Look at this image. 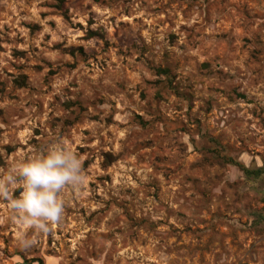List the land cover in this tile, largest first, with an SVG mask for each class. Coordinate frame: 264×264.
I'll use <instances>...</instances> for the list:
<instances>
[{
	"label": "rangeland",
	"instance_id": "1",
	"mask_svg": "<svg viewBox=\"0 0 264 264\" xmlns=\"http://www.w3.org/2000/svg\"><path fill=\"white\" fill-rule=\"evenodd\" d=\"M53 141L85 184L0 199V264H264V0H0V173Z\"/></svg>",
	"mask_w": 264,
	"mask_h": 264
},
{
	"label": "clouds",
	"instance_id": "2",
	"mask_svg": "<svg viewBox=\"0 0 264 264\" xmlns=\"http://www.w3.org/2000/svg\"><path fill=\"white\" fill-rule=\"evenodd\" d=\"M85 180L79 156L63 141H53L0 173V199L6 202L15 222L34 231L48 232L62 218V192L66 188H82ZM32 243L27 236L18 240L24 249Z\"/></svg>",
	"mask_w": 264,
	"mask_h": 264
},
{
	"label": "trees",
	"instance_id": "3",
	"mask_svg": "<svg viewBox=\"0 0 264 264\" xmlns=\"http://www.w3.org/2000/svg\"><path fill=\"white\" fill-rule=\"evenodd\" d=\"M245 172H248V169L246 167H243ZM36 261H38L39 264H45V262L42 259H37Z\"/></svg>",
	"mask_w": 264,
	"mask_h": 264
}]
</instances>
